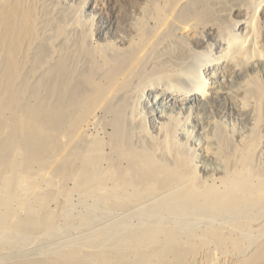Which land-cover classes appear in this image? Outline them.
<instances>
[{"label": "bare ground", "instance_id": "bare-ground-1", "mask_svg": "<svg viewBox=\"0 0 264 264\" xmlns=\"http://www.w3.org/2000/svg\"><path fill=\"white\" fill-rule=\"evenodd\" d=\"M233 2L240 0H108L109 35L100 37L109 41L108 56L91 29L63 15L61 0H0V264H264L262 85L230 94L246 126L233 128L238 140L224 158L213 144L227 127L196 128L214 174L197 154L183 158L192 132L172 126L182 120L177 111L221 100L210 83L218 70L238 79L264 73L257 37L264 0H243L253 4L237 27L245 37L206 61L210 79L162 101L150 97L151 82L180 84L176 69L188 52L178 31L192 38L200 26L212 31ZM136 7L146 13L139 25ZM143 104L164 110L145 118ZM102 120L112 129L104 141L89 134ZM138 120L141 149L132 128ZM30 240L47 249L33 258L18 253Z\"/></svg>", "mask_w": 264, "mask_h": 264}, {"label": "rangeland", "instance_id": "rangeland-1", "mask_svg": "<svg viewBox=\"0 0 264 264\" xmlns=\"http://www.w3.org/2000/svg\"><path fill=\"white\" fill-rule=\"evenodd\" d=\"M108 0H61V7L64 10L63 15L67 16L66 18L69 19L70 22L74 23L76 20L80 19L81 23L87 28L91 29L95 33V42L94 44L97 46L100 44L102 46V50L106 52V55L112 54L111 48L109 49V41L107 40H100V37L104 38V33L108 31L109 35V28H110V18H109V10L107 7ZM122 4H126V0H120ZM251 1V0H249ZM256 1V0H255ZM243 0H240L236 4V2L229 3L228 8L225 7L221 9L223 12L217 13L215 25L212 31H209L207 29H203L202 26H200L197 30H195L194 37H190L189 30L183 29L182 31H178V38L180 40V48L183 50H187L188 56L182 51L183 56L182 59V66L178 67L177 72L178 75H181L180 84L173 85L172 83H169L166 79H159L154 82H151L153 85L151 87V90L153 92V95L150 97H153L154 100H164L165 98H171V95L173 93L183 94L190 91H193L198 87L200 82H202L203 78L210 79V77L207 76V73H205V69L208 67L205 65L208 59L213 60L215 58H218L221 55V52L225 50V47H222L228 41H232L237 36H241L242 38L245 37V31H240L238 28L241 23H246L249 18V9L253 6L252 3H249L248 6L243 7L245 4ZM239 4V6H238ZM141 7V5H140ZM140 7H136L134 10V22H136L138 25L141 22V17L146 16L145 11L142 8V11ZM264 11V6L263 9ZM241 22V23H240ZM220 26L228 27V29H220ZM89 26V28H88ZM238 27V28H237ZM107 30V31H106ZM103 34V36H101ZM257 37H258V44L261 48L262 54L264 56V16L261 17L259 15L257 20ZM97 35V36H96ZM107 35V34H106ZM97 40V41H96ZM115 40V39H110ZM107 42V43H106ZM115 48V47H114ZM110 50V51H108ZM108 55V56H110ZM104 62V61H103ZM102 61L100 60V64ZM176 65L178 63H175ZM233 64V63H232ZM154 64H149L148 69L150 68L149 72L154 71ZM236 66H240L241 63L234 64ZM262 69H259L255 71L254 73H248L244 76L243 79H238L234 76L232 71L227 69H220L217 72L218 79H212L210 80V83L214 82V85L217 84L220 88L221 92L223 93L220 97V101L209 107L207 110H184V111H177L176 114L179 115V118L182 120H174L172 126L174 129H177L181 132H186L187 129L192 132V135L185 137V141L187 143L184 148H182V152L185 154L186 158L184 159L188 160L187 158H190L194 156V154H197L199 156L198 161L203 165H210V163H204V160L201 159V151L199 148L201 147L203 140L202 137H198V134H196V128L199 130L200 125L204 124L205 122L211 121L213 124L223 125L227 127V130L224 131V134L222 136L223 140L221 141H215L213 144V147L215 148L217 145V149L219 154L221 153L222 158H224L226 155H228V150L232 149L233 146L236 145L237 137L233 133V128H235V131L243 129L246 125H244L246 122L240 118L239 115L236 114L233 103L230 99V94L241 91L243 84H255V82H259L262 85V118H260V122L258 124V134L260 135V141H259V147L257 149V154L259 157L258 164L263 163L264 161V73L260 72ZM204 72V74H202ZM209 75V74H208ZM144 101V100H143ZM145 104V102H144ZM142 105L141 110L139 112L140 116L148 117L153 111H163L164 109L162 107L153 108L151 106ZM143 108V109H142ZM146 108V109H145ZM146 114H143V112ZM182 114V115H181ZM105 114H102L100 112V116H103ZM105 120L109 119L112 120L113 116L110 114L105 116ZM105 120H102L103 123L107 122ZM139 121L135 125L132 126L133 133L136 138V143L138 148H142L144 139L142 138V131L141 126L139 124ZM198 121V126H197ZM220 121L221 123H219ZM236 125V126H235ZM140 128V129H139ZM209 127H206L208 129ZM188 131V132H189ZM200 131V130H199ZM219 130H216L218 132ZM112 133V129L108 126L102 125L99 127H94L89 131V134L93 137H96L98 139H107L108 135ZM213 137V135H212ZM103 139V141H104ZM217 142V143H216ZM191 148L193 151L188 150ZM194 153V154H193ZM193 154V155H192ZM262 158V159H261ZM261 159V160H260ZM260 162V163H259ZM210 169L213 171V174L216 173L218 170V167L215 165H210ZM215 168V169H214ZM214 169V170H213ZM212 176V175H211ZM216 177V176H215ZM212 177L209 179V181H212ZM72 186V183L70 184ZM77 199V200H76ZM75 202L79 203L78 197H75ZM53 205V206H52ZM51 205V208L54 210L57 207V203H53ZM118 216V217H117ZM123 215H114L113 218H121ZM109 220V218H105L98 224L101 226L102 224L105 225L106 222ZM104 221V222H103ZM137 220H134L136 222ZM105 223V224H104ZM72 232L68 233V237L72 236ZM67 236L65 237L67 239ZM59 238V237H58ZM63 238V240L65 239ZM62 238H59V241L61 242ZM57 240V238H56ZM28 243V244H27ZM33 241L30 240L29 242H26V247L24 246L22 249L19 250L18 253L22 254L23 256H26L29 258L35 257L40 252H43L47 249L46 244L40 245L32 244ZM37 249V250H36ZM39 249V250H38ZM25 252V253H24ZM6 257V258H5ZM4 259L7 261L13 260L15 257L12 256H5ZM215 259V257L212 259V261ZM210 264L211 259L205 260V264Z\"/></svg>", "mask_w": 264, "mask_h": 264}]
</instances>
